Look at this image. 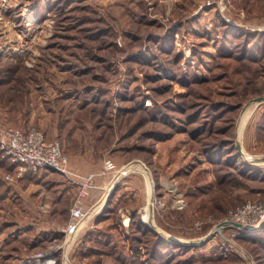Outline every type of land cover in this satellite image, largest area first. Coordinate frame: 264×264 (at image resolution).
Segmentation results:
<instances>
[{
	"label": "rangeland",
	"instance_id": "374dc122",
	"mask_svg": "<svg viewBox=\"0 0 264 264\" xmlns=\"http://www.w3.org/2000/svg\"><path fill=\"white\" fill-rule=\"evenodd\" d=\"M206 1L0 0V126L58 139L76 173L93 174L81 203L102 204L65 264H264V236L215 230L230 209L264 201V0ZM192 77L208 80L196 89ZM50 175L30 210L1 212L63 228L79 178ZM4 226L0 264H20L29 255L2 245Z\"/></svg>",
	"mask_w": 264,
	"mask_h": 264
},
{
	"label": "built area",
	"instance_id": "2783aa9c",
	"mask_svg": "<svg viewBox=\"0 0 264 264\" xmlns=\"http://www.w3.org/2000/svg\"><path fill=\"white\" fill-rule=\"evenodd\" d=\"M215 0H207L199 5L203 9ZM0 157L8 161L13 166L14 174H5L4 179L12 182L15 178H21L25 172H38L41 170H56L66 176H77L80 185V197L70 210L69 220L61 229L62 238L52 239L45 248L34 252L24 258L20 264H65L68 260L69 247L76 238L78 231L86 225L92 213L99 211L100 205L93 208L85 207L81 203V198L88 195L93 187L91 178L93 174L78 175L68 167L69 161L63 151L58 139H48L38 128L29 127L26 129L13 126H0ZM114 164L111 160L104 162V172L111 170ZM84 195V196H83ZM230 229L228 240H235L242 230H264V201H246L230 209L225 217L216 227V232L224 237V229ZM226 240V237H224ZM62 252V260L59 252Z\"/></svg>",
	"mask_w": 264,
	"mask_h": 264
},
{
	"label": "crops",
	"instance_id": "0c3cea01",
	"mask_svg": "<svg viewBox=\"0 0 264 264\" xmlns=\"http://www.w3.org/2000/svg\"><path fill=\"white\" fill-rule=\"evenodd\" d=\"M204 16V14H203ZM201 20V19H199ZM87 152L90 153V150H86ZM83 155H86L83 153ZM68 167L70 168V170H72L73 172L76 173L75 169L68 164ZM101 169V165L97 168H94L96 170ZM12 164H10L8 161H4L1 157H0V208L5 205V209L10 208L13 210V207L17 206L18 209L21 208L22 211L27 212V209H31V205L34 204L36 205V201L34 199L35 194L37 195H41V188H42V184H45V176H54V175H50V174H58L62 177H66L68 179V183L71 182H77L76 180L63 175L61 173H59L56 170H41L38 172H31V171H27L25 172L24 176L21 179H18V181H21L22 184L17 181V183H13V182H7L4 179V175L6 173L7 170H12ZM88 170H93L96 171L94 169H92L91 167L87 168ZM49 172V173H47ZM45 174L44 176L42 174ZM80 175H82L81 173H79ZM85 174V173H83ZM42 175V177H41ZM73 176V175H72ZM99 182H104V179H102L101 177H97L95 180V188L91 190L90 193V199L91 202H94V200L97 198L98 195H100V190L103 188L101 187L102 184H100ZM78 183V182H77ZM61 182L59 183H52L51 185H49V188H52L53 192L55 190H57L58 192H61V190H63ZM67 184V189L70 187V185ZM60 193H58L56 196H58ZM89 196V194H88ZM53 201L48 204H44L45 206H47L49 209L47 211H42L43 216L46 215V213L50 214H54L53 210H54V205H53ZM102 206V204H101ZM100 206V207H101ZM102 208V207H101ZM11 209H8V211H12ZM100 210V209H99ZM7 213V212H6ZM39 216L41 215L40 212L37 213ZM12 215V214H11ZM10 215V216H11ZM10 216H5V213L1 212L0 209V222H4V224L6 226H4V231H5V235L4 237H2V245L6 242L8 243L10 240L12 242L14 241H20V245H14L11 248L8 249L10 251L16 252V253H21L26 255H31L33 254L35 251H37V249H43V247H45L47 245V236L51 233H54V235L57 234V237H55L54 239H60L62 238V228H60V224L58 223H54L50 220H46V219H40V217L35 216V219H32L30 221H28L26 218L23 217V224L22 226H20V219L19 218H15V219H9ZM42 216V215H41ZM12 217V216H11ZM38 217V218H37ZM2 219V220H1ZM37 219V220H36ZM24 225V226H23ZM26 225V226H25ZM23 227V228H22ZM25 227V230H24ZM22 228V229H21ZM2 230V228L0 229ZM6 236V237H5ZM47 242V243H46ZM42 245V246H41ZM41 246V247H40ZM38 247V248H37Z\"/></svg>",
	"mask_w": 264,
	"mask_h": 264
},
{
	"label": "trees",
	"instance_id": "16d2710c",
	"mask_svg": "<svg viewBox=\"0 0 264 264\" xmlns=\"http://www.w3.org/2000/svg\"><path fill=\"white\" fill-rule=\"evenodd\" d=\"M172 31V29H170V31H169V33ZM259 68L261 69V66H259ZM263 68V67H262ZM183 75V74H182ZM185 75V74H184ZM184 77H186V76H184ZM188 77H190V76H188ZM193 78H197V81H196V83H195V85H194V88H195V86H196V89H198L199 87H200V84L202 83V81H206V80H208V79H203V78H199V77H192V79ZM202 79V80H201ZM193 88V91H195V89ZM190 95V94H189ZM189 95H187V96H189ZM190 121H192V119H191V116L190 117H188L187 118V122H190ZM199 129H196V132L198 131ZM189 134L190 135H193L194 136V134L193 133H191L190 131H189ZM225 145V143H221V145L220 146H224ZM214 150V147L212 148V149H210V152H212ZM138 226V228L140 227V230L141 229H143V227H141L139 224L137 225ZM151 232V231H153V230H151L150 228H148V227H146V230H145V232ZM154 232V231H153ZM263 236H264V230H257V231H250V230H242V231H240L239 232V234H238V236H237V239H241V240H248V241H252V240H255V239H257V238H263ZM27 264H30V263H27Z\"/></svg>",
	"mask_w": 264,
	"mask_h": 264
},
{
	"label": "bare ground",
	"instance_id": "6f19581e",
	"mask_svg": "<svg viewBox=\"0 0 264 264\" xmlns=\"http://www.w3.org/2000/svg\"><path fill=\"white\" fill-rule=\"evenodd\" d=\"M245 108V107H244ZM251 106H246V108L244 109L242 115H241V118H240V121H239V124H238V133L240 134L241 133V130H242V127L244 125V122L246 120V118L248 117L249 113H250V110H251ZM135 167H142V164L137 162V163H132L130 164V166H128V168L130 169H134ZM129 169V170H130ZM126 171V170H125ZM149 183V182H148ZM150 184V183H149ZM173 186V185H172ZM171 187V186H170ZM109 189V188H108ZM107 195V191H106V194H104V197L103 199L105 198V196ZM103 202V200H102Z\"/></svg>",
	"mask_w": 264,
	"mask_h": 264
},
{
	"label": "water",
	"instance_id": "95a60500",
	"mask_svg": "<svg viewBox=\"0 0 264 264\" xmlns=\"http://www.w3.org/2000/svg\"><path fill=\"white\" fill-rule=\"evenodd\" d=\"M256 100H262V99H264V96H260V97H257V98H255ZM255 101V100H254ZM264 160V159H263Z\"/></svg>",
	"mask_w": 264,
	"mask_h": 264
}]
</instances>
